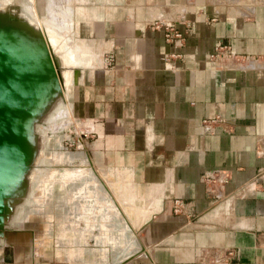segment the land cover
Returning a JSON list of instances; mask_svg holds the SVG:
<instances>
[{
    "label": "crops",
    "instance_id": "0c3cea01",
    "mask_svg": "<svg viewBox=\"0 0 264 264\" xmlns=\"http://www.w3.org/2000/svg\"><path fill=\"white\" fill-rule=\"evenodd\" d=\"M98 1L78 30L102 61L77 70L71 98L85 157L120 189L123 206L146 211L131 216L139 254L124 264H264V0ZM155 20L173 22L183 38L167 41ZM219 43L231 46L233 63L213 58ZM212 118L209 129L203 120ZM214 169L230 173L216 202L200 181ZM88 199L95 212L72 208L40 239L54 243L41 248L46 264L53 252L54 264H95L96 253L108 264L112 252H127L121 242L113 249L108 227L98 230L113 219L102 199ZM176 199L189 215L173 212ZM85 219L95 226L86 243ZM11 247L8 264H35Z\"/></svg>",
    "mask_w": 264,
    "mask_h": 264
},
{
    "label": "rangeland",
    "instance_id": "374dc122",
    "mask_svg": "<svg viewBox=\"0 0 264 264\" xmlns=\"http://www.w3.org/2000/svg\"><path fill=\"white\" fill-rule=\"evenodd\" d=\"M97 2L99 1L0 0V12L1 10L9 12L8 8L12 7L14 10H20V17H22L24 21L28 20L29 22H32L30 23V27L25 26V23L24 25L22 24L23 29L21 32L23 36H29L27 39L30 45H32L31 47L33 50L43 51V56H45L46 52L52 53L50 52V47L53 45V50L55 49L56 53L60 52L61 59L64 63V65L59 64V69L56 71L57 79L53 76V74H50V72H47V74L42 78L46 80L48 79L55 87L53 90V94L55 95H53L54 98L48 97L52 101L50 99L48 102L45 101L47 103L46 105H48L51 101L48 106V108L51 107V110L45 109L46 105L43 106L41 111L39 108H36L34 115L26 117L25 119L29 142L34 145L30 159L23 164L24 173L21 172L19 173L20 175H18V179L24 181V189L27 194H25V197L22 200L19 199V197H23L24 194H19L18 192L21 188V183L17 182L12 184V180L17 178L15 176L12 178L10 182L11 184H8L9 193L6 196L7 199L5 197L3 200L4 209L6 207L7 210L5 211L6 214L4 212L5 217L3 215V218L2 216L0 217V224H6L1 227L0 231V239L2 240L0 246V262H2V259L5 258V264H8V260H10V262L12 261V248L14 247L10 248V246H15L16 248L17 245H19L20 254H22V252H26L29 257H31V255L34 257L35 264H39V261L40 263L43 262V264H46V261L40 257L41 248L47 245L51 246L54 243H51L49 240V242L41 244L40 239H42L47 233L55 234V229H58V227L60 228L59 223L62 221V218L69 215L72 208H79L82 215L95 212L91 205L94 201H90L88 199L87 196L90 194H88L86 189L89 192L94 190L99 196H103L104 194L103 189H99L98 185L94 184L92 180L87 188L86 176L78 175L77 178L75 177L76 179L72 184L71 182L69 183V188L64 187L61 183L59 184L58 181H54L53 193L51 197L46 203H44L41 209L37 210V208L40 207L38 204L40 201L38 200L36 202V198L42 197L44 199L52 180L60 181L61 176L67 169H78L82 166H88L86 160L75 157V155L87 156L86 141H81L83 135L85 136L86 134H81V127L75 117L71 97L72 86L77 77V70H81L80 67L91 68L99 63L96 56L100 55L101 52H96L93 49L95 47H93L91 42L80 38V30H78L79 22L88 21L89 18L95 16V13L93 14V12H89V10L94 6H97ZM55 16L60 17V19L64 16L62 21L66 19V24L62 23L60 20L62 27L65 24V29H63L61 35L58 37L59 40L56 41L57 43H55L54 35L49 32L50 28H48V25L52 24V19H54ZM76 48H78L81 52V56L83 57L79 59L78 62L73 60L75 64L71 61L74 65L66 63L67 61H64L66 58L65 56L68 54L70 55V53L71 55L75 53ZM76 52L78 51L76 50ZM70 57L73 59L72 56ZM69 71H71V73ZM64 73L67 74V77ZM41 89L45 90L47 88L41 83ZM50 89L51 88L48 87V90ZM40 105L35 106L40 107ZM49 111H51L50 114ZM30 112L32 113L33 110ZM45 112L48 114H45ZM26 158H28V156H26ZM95 169L96 170H94L93 167L94 172L92 173L97 179L98 184L104 188L105 195L108 196L106 201L110 202V200H114L115 204H117L120 209L121 218H124L122 222L126 224V227L124 228L121 225L123 223L118 221L116 217H113L112 219L111 215H109V223H105V220L100 219V225L97 226L99 228L98 230H102V228L104 229L107 227L109 228V232L106 233V236H108V240L112 243L113 249L117 248L120 244L119 242H121V244L124 243L126 245L125 250H127V252L122 251L120 254L112 252L111 256L113 260L110 257L112 261L110 260V263L108 264H124L139 254V251L136 252L139 245V220H136L135 218L132 220L131 216L133 214L137 215L140 212L145 215L146 211L143 210V208H139V210H137L134 205H128L127 207L123 206L116 194V191H120V189L118 187L115 188V186L112 187L113 185H111V180L106 178L103 172L99 171L97 168ZM78 183H80V185H77ZM66 185L68 184L66 183ZM4 192H7L6 189ZM69 195H71L75 201V204L71 206L65 200L69 197ZM63 202H66L67 204H64ZM126 208L129 210L128 214L126 213ZM35 210L36 212H34ZM107 210L111 214V210H109V208H107L106 211ZM94 214L95 213H93V217L95 216ZM96 214H99V212ZM3 219L7 221H4ZM101 223H103V225ZM94 227L95 226L92 221H87L86 219L84 220V225L82 227L84 230L92 232ZM16 230H19L20 232ZM6 231H10L11 233L6 235L4 234ZM110 231L112 232L110 233ZM91 237L92 233H90V237H86L83 241L86 243L87 239H90ZM33 247L36 249L35 252ZM55 255L56 253L54 252L51 256L49 255L50 260L48 264H54L56 262ZM125 255L126 258L124 257ZM96 257L95 264H106L104 262L106 258L104 253H96ZM40 258L43 261H41Z\"/></svg>",
    "mask_w": 264,
    "mask_h": 264
},
{
    "label": "water",
    "instance_id": "95a60500",
    "mask_svg": "<svg viewBox=\"0 0 264 264\" xmlns=\"http://www.w3.org/2000/svg\"><path fill=\"white\" fill-rule=\"evenodd\" d=\"M8 9L0 13V217L3 193L27 156L23 115L41 94L43 76L59 69L51 53L41 55L31 47L29 36L22 35L20 10Z\"/></svg>",
    "mask_w": 264,
    "mask_h": 264
},
{
    "label": "bare ground",
    "instance_id": "6f19581e",
    "mask_svg": "<svg viewBox=\"0 0 264 264\" xmlns=\"http://www.w3.org/2000/svg\"><path fill=\"white\" fill-rule=\"evenodd\" d=\"M56 11V10H55ZM50 12V11H49ZM0 13H2V12H0ZM59 16V15H58ZM64 16H62V18H63ZM62 18L60 19V17H57V16H55L54 17V19H52L53 21H52V24L50 25H48V28H50V30H49V32H51V34L52 35H54V39H55V43H57L56 41H58L59 39H58V37L61 35V33H62V31H63V29H65L64 28V26H65V21H66V19L65 20H63L62 21ZM60 20L62 21V23H65L64 24V26L62 27V23L60 22ZM24 23H25V26H28V27H30L31 25H30V23H32V22H29L28 20L27 21H24ZM34 25V24H33ZM67 28V27H66ZM62 29V30H61ZM69 29V28H68ZM67 30V29H66ZM63 33H65V32H63ZM50 36V35H49ZM65 36V35H64ZM52 38V37H51ZM66 38V37H65ZM62 39V38H61ZM53 41V40H52ZM60 42V41H59ZM58 42V43H59ZM52 43V42H51ZM62 43V42H61ZM32 46V45H31ZM53 45L50 47V52H52L51 53V56L53 57V59L56 61V63H58V64H62V65H64V63H63V60L61 59V54H60V52H58V53H56V51H55V49L53 50ZM74 50V49H73ZM38 51V50H37ZM43 52V51H42ZM41 51H38V53H40L41 55H43V53H42ZM78 53V52H77ZM66 55V54H65ZM63 56V55H62ZM68 56V57H67ZM67 56H65L66 58L64 59V61L66 62V63H71V61H75V62H78L79 61V57H77L74 53L71 55V53H70V55L68 54ZM70 56H72L73 57V59L70 57ZM98 57V60H99V63H101V61H102V53L100 54V55H97ZM76 57V58H75ZM81 59V58H80ZM69 61V62H68ZM74 61H73V63H74ZM72 64V63H71ZM75 64V63H74ZM74 64H72V65H74ZM78 64V63H77ZM66 66V65H65ZM96 66V65H95ZM67 67V66H66ZM92 67H94V66H92ZM91 67V68H92ZM63 72H66V71H63ZM70 72V71H69ZM50 74H53V76H55V78L57 79V76H56V72H50ZM65 74V73H64ZM67 74H68V72H67ZM67 74H65V76L67 75ZM63 75V74H62ZM67 77V76H66ZM57 82V81H56ZM41 83L43 84V85H45V87L47 88V89H41L42 90V92H41V94H39L38 96H37V99H36V101H35V104L33 103V105H30V109L28 108V110L26 109V111H25V113H24V115H23V118H22V123H23V130H24V135H25V141L27 142L26 143V147H27V156H28V158H26L25 159V162L27 161V160H29L30 159V157H31V154H32V150H33V143H30L29 142V138H28V136H27V127H26V121H25V119H26V117H30L31 115H34V113H35V110H36V108L38 109L39 108V110L41 111L42 110V108H43V106H45L47 103L46 102H48L49 101V99L50 98H52L53 97V90H54V86L52 85V83H50V81L47 79H42L41 80ZM48 87H50L51 89L50 90H48ZM56 90V89H55ZM48 92V93H47ZM51 92H52V94H51ZM55 93V92H54ZM49 95V96H48ZM59 95V94H58ZM55 96V95H54ZM48 97H50V98H48ZM54 98V97H53ZM59 98V97H58ZM51 100V99H50ZM46 101V102H45ZM52 101V100H51ZM51 101H50V103H51ZM49 103V104H50ZM41 104V105H40ZM49 104L48 105H46L45 107V109H50V108H48V106H49ZM35 105H40V107H36ZM54 105V104H53ZM32 106V107H31ZM53 108V107H52ZM33 110V112L31 113L30 111H32ZM30 110V111H29ZM39 110H37V111H39ZM51 110V109H50ZM28 112V113H27ZM50 112L51 111H49V114H50ZM45 114H48L47 112H45ZM44 114V115H45ZM73 154V153H72ZM74 155V154H73ZM75 157L76 158H80V159H83V160H86L87 161V163H88V166H82V167H79L78 169L77 168H70V169H67L64 173H63V175L61 176V180L59 181V180H52V182H51V185H50V187L48 188V192H47V195L46 196H44V199L41 197H37L36 198V202L39 200L40 202L38 203L39 205H40V207H38L37 208V210H39V209H41V207H43V204H44V202L47 200V198L48 197H50L51 195H52V193H53V184H54V181H58V183L60 184H63L64 185V187H70L69 185V183L71 182V184L75 181V179L77 178V176L78 175H85L86 177L85 178H87L86 179V181H87V183H86V187L88 188V185H89V183L91 182V180L92 181H94V182H96L97 184H98V181H97V179L95 178V176L93 175V173L92 172H94L93 171V167L91 166V164H90V162H89V160L85 157V156H76L75 155ZM24 173V169H23V166L17 171V173L15 174V176L17 177V178H15L14 180H12L13 181V183L12 184H14V183H21V188H20V190L18 191L19 192V194H21V193H23L24 194V196L23 197H19V199L20 200H22L24 197H25V194H27L26 193V190L24 189V181L23 180H19L18 179V175H20L19 173ZM58 173V172H57ZM14 176V177H15ZM13 177V178H14ZM76 177V178H75ZM22 178V177H21ZM48 180V179H47ZM11 182V181H10ZM66 183L68 184V185H66ZM11 184V183H10ZM100 184H98V186H99ZM13 186V185H12ZM11 186V187H12ZM10 187V188H11ZM102 187V186H101ZM8 188V185H7V187H6V191L7 192H4L3 193V197H2V202H3V205H4V198L7 196V194L9 193V188ZM85 188V187H84ZM86 189V188H85ZM102 189L104 190V188L102 187ZM24 191V192H23ZM86 191L88 192V194H90L89 196H87V197H90V198H95V199H98V198H101L102 199V201L104 202V200H106L107 199V195H105V190H104V194H103V196H99V195H97V193L93 190L92 192H89L87 189H86ZM22 194V195H23ZM6 199H7V197H6ZM18 201V200H17ZM71 201H72V197H71V195H69V197L68 198H66V202L68 203V204H70V206H71ZM102 202V212L105 210V208H109V210H111V214L113 215V217H116L117 218V220L118 221H120V222H122V220H124V218H121V216H120V211H119V208H118V206H117V204H115V202H114V200H110V202H109V206H106L104 203ZM5 206H6V204H5ZM7 210V208L5 207V209H4V212ZM34 212H36V210L34 211ZM97 212H98V210H97ZM5 214H6V212H5ZM5 214L3 213V216L5 217ZM145 215H146V213H145ZM147 215H149V214H147ZM3 216H2V218H3ZM146 217V216H145ZM4 221H7V220H5V219H3ZM123 224H121L124 228L126 227V224L124 223V222H122ZM126 231H127V229H126ZM1 239H0V243H1ZM138 249H139V245H138ZM137 249V250H138ZM136 250V251H137ZM136 253V252H135ZM134 253V254H135ZM133 254V255H134ZM125 258H126V255L124 256ZM124 257H122V258H124ZM121 258V259H122Z\"/></svg>",
    "mask_w": 264,
    "mask_h": 264
},
{
    "label": "built area",
    "instance_id": "2783aa9c",
    "mask_svg": "<svg viewBox=\"0 0 264 264\" xmlns=\"http://www.w3.org/2000/svg\"><path fill=\"white\" fill-rule=\"evenodd\" d=\"M152 26L156 29H163L164 36L167 41H174L175 39H182L183 32L174 25L171 21L155 20L152 22ZM213 58L220 60L223 63H233L235 54L231 51V46L227 43H219L215 46L212 53ZM246 57L245 59H247ZM107 62H111L112 57L109 55L106 58ZM217 119L203 120V125L212 129L216 125ZM230 179V173L227 170L214 169L201 175L200 181L204 184L205 192L213 201H219L224 197L223 187L228 183ZM173 212L190 214L189 204L183 200L176 199L173 202ZM232 255V252H229Z\"/></svg>",
    "mask_w": 264,
    "mask_h": 264
}]
</instances>
